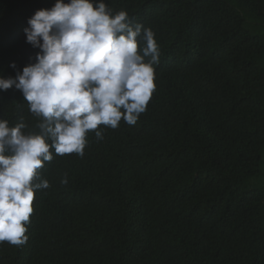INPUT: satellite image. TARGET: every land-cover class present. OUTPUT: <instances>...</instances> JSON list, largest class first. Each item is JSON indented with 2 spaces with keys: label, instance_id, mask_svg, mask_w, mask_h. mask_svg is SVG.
I'll list each match as a JSON object with an SVG mask.
<instances>
[{
  "label": "trees",
  "instance_id": "1",
  "mask_svg": "<svg viewBox=\"0 0 264 264\" xmlns=\"http://www.w3.org/2000/svg\"><path fill=\"white\" fill-rule=\"evenodd\" d=\"M55 2L0 0V75L35 62L24 29ZM106 3L154 32L155 90L83 156L51 150L28 240L0 243V264H264V0ZM21 118L39 131L22 93L0 92V119Z\"/></svg>",
  "mask_w": 264,
  "mask_h": 264
},
{
  "label": "clouds",
  "instance_id": "2",
  "mask_svg": "<svg viewBox=\"0 0 264 264\" xmlns=\"http://www.w3.org/2000/svg\"><path fill=\"white\" fill-rule=\"evenodd\" d=\"M27 23L35 62L22 71L12 62L16 75H0V92L20 91L39 118L38 132L26 131L23 118L15 126L0 119V243L17 246L28 240L36 191L50 186L35 181L51 150L83 156L89 132L103 139L100 126L135 125L155 90L160 58L154 32L133 27L124 10L113 14L106 0H56Z\"/></svg>",
  "mask_w": 264,
  "mask_h": 264
},
{
  "label": "rangeland",
  "instance_id": "3",
  "mask_svg": "<svg viewBox=\"0 0 264 264\" xmlns=\"http://www.w3.org/2000/svg\"><path fill=\"white\" fill-rule=\"evenodd\" d=\"M253 25L257 27L260 30V34L264 36V24L259 22H254Z\"/></svg>",
  "mask_w": 264,
  "mask_h": 264
}]
</instances>
